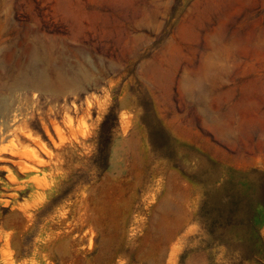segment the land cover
Segmentation results:
<instances>
[{
    "label": "rangeland",
    "instance_id": "obj_1",
    "mask_svg": "<svg viewBox=\"0 0 264 264\" xmlns=\"http://www.w3.org/2000/svg\"><path fill=\"white\" fill-rule=\"evenodd\" d=\"M0 101V264H264V0H0Z\"/></svg>",
    "mask_w": 264,
    "mask_h": 264
},
{
    "label": "bare ground",
    "instance_id": "obj_2",
    "mask_svg": "<svg viewBox=\"0 0 264 264\" xmlns=\"http://www.w3.org/2000/svg\"><path fill=\"white\" fill-rule=\"evenodd\" d=\"M40 45L41 43L37 41L25 47L24 52L28 56V64L24 68V74L23 77L21 78V81L17 82V80L16 81L13 80V82L11 83L12 85H14V87L31 85L33 87H36L37 89L49 90L52 88L59 87L61 85L58 81H56L55 76H51L49 74L50 67H46L45 65L43 59L44 51L41 49ZM63 84L68 85L67 81H64ZM1 112H2V108L0 105V113Z\"/></svg>",
    "mask_w": 264,
    "mask_h": 264
}]
</instances>
